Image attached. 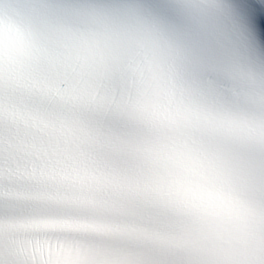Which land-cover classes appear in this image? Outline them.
I'll use <instances>...</instances> for the list:
<instances>
[{"label": "snow or ice", "instance_id": "1", "mask_svg": "<svg viewBox=\"0 0 264 264\" xmlns=\"http://www.w3.org/2000/svg\"><path fill=\"white\" fill-rule=\"evenodd\" d=\"M242 17L253 31L264 38V0H245ZM70 251L75 255L79 250L75 246H70Z\"/></svg>", "mask_w": 264, "mask_h": 264}]
</instances>
